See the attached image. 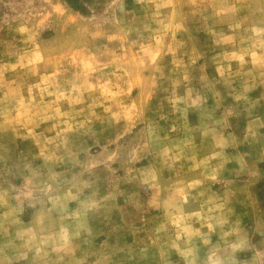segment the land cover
<instances>
[{"label": "rangeland", "instance_id": "374dc122", "mask_svg": "<svg viewBox=\"0 0 264 264\" xmlns=\"http://www.w3.org/2000/svg\"><path fill=\"white\" fill-rule=\"evenodd\" d=\"M98 258L264 264V0H0V264Z\"/></svg>", "mask_w": 264, "mask_h": 264}, {"label": "clouds", "instance_id": "9594fccd", "mask_svg": "<svg viewBox=\"0 0 264 264\" xmlns=\"http://www.w3.org/2000/svg\"><path fill=\"white\" fill-rule=\"evenodd\" d=\"M105 201H101V200H97L95 205L93 206V209H100L103 204H104ZM141 251V254H143V249L140 250ZM164 254H165V246L164 245H161L160 246V258H161V261L164 260ZM87 256V253L85 254V257L86 258ZM103 259L104 258H98L97 261H96V264H103Z\"/></svg>", "mask_w": 264, "mask_h": 264}]
</instances>
